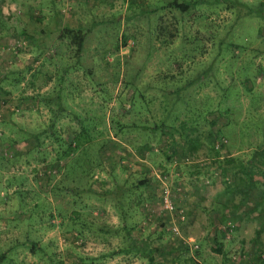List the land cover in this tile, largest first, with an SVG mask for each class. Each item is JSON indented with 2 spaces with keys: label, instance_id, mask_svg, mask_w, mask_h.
I'll return each instance as SVG.
<instances>
[{
  "label": "rangeland",
  "instance_id": "374dc122",
  "mask_svg": "<svg viewBox=\"0 0 264 264\" xmlns=\"http://www.w3.org/2000/svg\"><path fill=\"white\" fill-rule=\"evenodd\" d=\"M174 1L0 0V264H264V0Z\"/></svg>",
  "mask_w": 264,
  "mask_h": 264
},
{
  "label": "trees",
  "instance_id": "16d2710c",
  "mask_svg": "<svg viewBox=\"0 0 264 264\" xmlns=\"http://www.w3.org/2000/svg\"><path fill=\"white\" fill-rule=\"evenodd\" d=\"M194 2H197L195 0H181L180 2H178L177 0L172 2L171 5L172 6H175L177 9H179L180 11L184 12L186 10L189 9V7L194 3ZM91 27H88V30H90ZM82 43L83 41L80 40L78 42V49L80 50L82 48ZM77 58L80 57L79 53L76 54ZM192 81V80H191ZM56 95L54 97L52 96H48L47 97V100L48 102L52 101L54 103H56L58 105V107H61L62 106V101H61V95L59 94L58 91H56L55 93ZM245 163L246 162H242L241 165L242 167L244 168L245 167ZM264 169V168H263ZM256 173L255 171L254 172H251L248 174V178H249V182L251 183H254L256 181ZM145 179H138L137 180V185H144L146 182ZM73 188V187H71ZM70 188V189H71ZM74 189V188H73ZM75 192L78 191V188L75 187ZM122 227H125L124 230H125V236L126 238L129 240L130 244H124L123 246L117 248V250H115V252H126V251H133V252H137V253H140L141 255H143L144 257H146L148 259V262L149 264H155V257L153 255V252L156 247L153 246L147 250H145L142 246L138 245L137 243L134 242V239L132 238L131 236V233L129 231L130 229V226H125V224H123ZM38 244V242L36 241H32V246H31V250H34L35 249V246ZM4 256H1L0 258L2 259Z\"/></svg>",
  "mask_w": 264,
  "mask_h": 264
},
{
  "label": "built area",
  "instance_id": "2783aa9c",
  "mask_svg": "<svg viewBox=\"0 0 264 264\" xmlns=\"http://www.w3.org/2000/svg\"><path fill=\"white\" fill-rule=\"evenodd\" d=\"M0 116H1V110H0ZM160 202L162 206L170 212H173L174 210L177 209V203L175 202L174 199L171 198V193L168 186H163L160 196Z\"/></svg>",
  "mask_w": 264,
  "mask_h": 264
}]
</instances>
